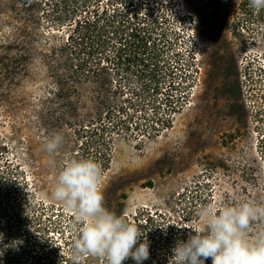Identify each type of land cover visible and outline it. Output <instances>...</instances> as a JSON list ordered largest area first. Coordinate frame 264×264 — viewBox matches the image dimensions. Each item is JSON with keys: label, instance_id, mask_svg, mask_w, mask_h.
Masks as SVG:
<instances>
[{"label": "rangeland", "instance_id": "rangeland-1", "mask_svg": "<svg viewBox=\"0 0 264 264\" xmlns=\"http://www.w3.org/2000/svg\"><path fill=\"white\" fill-rule=\"evenodd\" d=\"M121 1L105 0L110 17L123 9ZM138 2L139 14L152 11L159 30L175 33L171 45L156 52L166 60L165 84L157 95L144 87L138 97L126 90L118 96L132 119L99 155L83 153V139L65 120L47 118L50 76L42 46L29 36L31 23L16 14L18 6L0 0V193L23 228L56 243L59 264H104L88 255L73 260L80 225L50 194L55 171L69 158L101 167L99 185L110 211L141 232L145 213L160 224L143 264H172V248L199 226L202 206L264 203V10L257 13L240 0ZM109 36L113 54L111 29ZM153 57L140 54L144 64ZM147 70L143 64L138 69L148 78ZM90 105L82 113L93 112ZM114 107L117 119L126 115ZM57 132L64 142L49 156L43 141Z\"/></svg>", "mask_w": 264, "mask_h": 264}, {"label": "trees", "instance_id": "trees-1", "mask_svg": "<svg viewBox=\"0 0 264 264\" xmlns=\"http://www.w3.org/2000/svg\"><path fill=\"white\" fill-rule=\"evenodd\" d=\"M248 1L240 0L241 6L248 5ZM12 2L18 6L16 14L26 16L31 23L29 36L39 39L46 59L50 76L45 97L47 118L54 123L65 120L73 126L74 133L83 139V153L91 149L95 154L106 153L112 135L120 130L125 133L128 118L132 119L118 96H123L126 90L138 97L144 87L159 94L165 84L166 60L159 58L156 52L168 48L171 35L175 33L159 30L152 11L139 14L138 0H122L123 9L114 10L111 17L105 0ZM110 29L117 46L113 47V54H110ZM148 52H154L155 57L144 64L140 54ZM142 64L148 68V78L138 71ZM88 100L93 112L88 109L82 113L87 110ZM114 105L116 112L125 111L126 115L118 119L113 116ZM171 107L166 108L168 114L173 111ZM55 108L61 112L53 117L51 112ZM6 198L7 194L0 193V264H59L56 243L46 237L34 236L23 228L20 214H14V208L11 212L10 199ZM144 216L141 223L143 237L154 241L160 237L161 232L157 229L160 224L150 215L145 213ZM256 227L253 224L249 230L250 240L255 237Z\"/></svg>", "mask_w": 264, "mask_h": 264}, {"label": "clouds", "instance_id": "clouds-1", "mask_svg": "<svg viewBox=\"0 0 264 264\" xmlns=\"http://www.w3.org/2000/svg\"><path fill=\"white\" fill-rule=\"evenodd\" d=\"M257 13L264 0H249ZM194 32V30H193ZM64 136L57 132L43 141L49 156L57 152ZM56 168L55 162L48 161ZM101 167L92 159L69 158L55 171L50 194L71 211L80 225L72 243L73 260L88 255L104 264H123L131 258L135 264L149 259V241L140 228L104 204L99 185ZM199 226L191 229L186 240L172 248V264H264V203L241 200L233 205L207 204L197 211ZM255 224L254 239H248Z\"/></svg>", "mask_w": 264, "mask_h": 264}, {"label": "flooded vegetation", "instance_id": "flooded-vegetation-1", "mask_svg": "<svg viewBox=\"0 0 264 264\" xmlns=\"http://www.w3.org/2000/svg\"><path fill=\"white\" fill-rule=\"evenodd\" d=\"M206 24H207V25H209V23H208V22H206Z\"/></svg>", "mask_w": 264, "mask_h": 264}]
</instances>
